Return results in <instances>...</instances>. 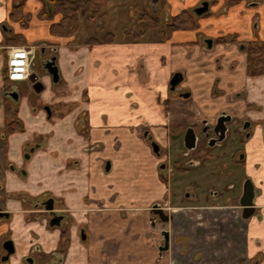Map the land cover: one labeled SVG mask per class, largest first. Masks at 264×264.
Masks as SVG:
<instances>
[{
  "label": "crops",
  "instance_id": "obj_1",
  "mask_svg": "<svg viewBox=\"0 0 264 264\" xmlns=\"http://www.w3.org/2000/svg\"><path fill=\"white\" fill-rule=\"evenodd\" d=\"M24 1L32 21L26 30L12 23L13 31L25 37L26 47H42L45 52L54 49L52 58L62 83L57 96L48 102L59 110L51 120L46 114L39 115L46 118L44 127L37 128L31 123L34 119L30 122L22 116L23 105L19 110L23 132L0 141L4 148L0 154L17 166V171L5 172L4 193L34 198L50 194L61 202L57 209L73 222L70 241L80 256L74 264H264V76L247 75L246 54L240 56L233 50L231 57L221 53L192 59L184 48L173 47L194 41L196 31H177L168 40L145 39L150 32L134 40L129 32L119 37L111 31L114 41L110 43L87 45L93 37L75 43L74 37L51 36V22L38 18L43 8L40 0ZM168 1L176 15L188 3L194 7L205 0ZM213 1L221 4L224 0ZM11 7L8 0L6 19ZM246 7L245 2L241 9L250 11ZM259 7V36L250 30L251 12L240 35L235 33L239 32L235 31V11L216 20L210 31L218 36L235 33L244 42L264 41V0ZM60 19L56 16L54 21ZM179 57L185 67L189 65V77L209 84L185 89L188 99L182 101L172 100L170 90L153 74L166 69L170 75ZM213 70L217 72L209 73ZM211 78L218 79L219 89L210 85ZM45 81L49 83L46 76ZM208 100L213 101L212 108H207ZM192 109L210 118L225 110L235 111L240 119L250 121L248 130H239V145L231 154L233 160L239 152L244 154L242 175L254 190V213L244 216L239 203L172 206L171 184L160 172V160L147 137L169 147L174 141L171 130L194 118ZM4 126L5 111L0 106V130ZM37 135L44 136V141ZM35 143L39 147L25 160V147ZM234 165L239 167L236 161ZM234 172L238 175L237 169ZM16 200L5 210L21 227L26 226L25 237H15L25 247L34 243V235L44 225L32 223L31 212L24 213L23 202ZM159 205L175 217L169 224L170 248L163 255L159 254L158 230L150 227L151 210ZM8 228L0 221V237ZM81 228L87 232V241L78 236ZM50 232L53 250L60 245L61 232ZM46 240L41 238L40 243L47 244Z\"/></svg>",
  "mask_w": 264,
  "mask_h": 264
},
{
  "label": "flooded vegetation",
  "instance_id": "obj_2",
  "mask_svg": "<svg viewBox=\"0 0 264 264\" xmlns=\"http://www.w3.org/2000/svg\"><path fill=\"white\" fill-rule=\"evenodd\" d=\"M11 1L13 3V0ZM166 1L169 2L168 0ZM233 1L234 0H231L232 3H235ZM158 2L156 4L153 3L156 12L159 11V9L156 6ZM204 2L209 3V12H210L211 3L207 0L201 1L199 4L193 7L194 10L192 12L194 13L196 17H202L209 13L208 12L202 16H198L195 13V10L199 9ZM245 2L247 3L248 7L251 9L259 8L260 6V2L258 0H246ZM184 10H187V9H184ZM174 16L175 15L171 14L169 11L163 13V18H162L163 23H164L163 25L168 24L171 18ZM7 22H8L7 24L3 25V29L8 34V36L3 39V41L1 42V46H0V50H3L6 52L7 64H8V59H9V51L12 47H25L27 49L33 50L35 58L33 61L32 73L30 74L28 79L23 82H17V83L10 82L7 78V68L3 70L1 73L2 80L7 81L12 84V86L4 87L3 81L0 80V106L3 107L5 111V126L4 128H2V130L7 132V133H3L2 130H0V141H3V142H4V139H6L9 134L23 132L24 130L23 122L21 121V118H19V110H20L21 104L25 103L26 100H25V96L23 95V93H21V91L17 87V84L31 82L33 85V89L37 93H41L45 89V85L35 75V72H34V67L36 63L35 61L37 60L36 58L38 57L37 53L41 51H45L44 48L39 47V49L37 50L34 47L30 48L26 46H17L11 43H7L8 37H11L13 35H19V34L14 33L13 28H12V23H16V22H12L9 19V15L7 17ZM257 22H258L257 19H255L256 30L258 28ZM151 31L157 32L156 29L147 28L145 26L143 30L137 34L139 35L141 34L142 36L144 33L151 32ZM134 34H132L133 37H135ZM162 38L163 40H168V39H165L164 34H162ZM210 41L212 42V47H213L214 41L212 40V38H207L204 41L207 48H209ZM246 43L248 44L249 42H246ZM242 49L246 53V47L244 46L242 47ZM246 57H247V54H246ZM50 61H52V59L49 60L48 62ZM48 62L44 63L45 70L47 72L48 70L46 69V65ZM33 76L36 77L35 82L31 81V77ZM175 76H178L182 80L175 87V89L172 90V86H170V91L179 92L178 98L176 100L182 101V100L188 99L186 97L188 96L189 92H187L183 88H180L184 81L183 75L179 73V74H176ZM37 82H39L41 86H43V89L40 92H38L35 88V84ZM59 82H60V76H59L58 82H54V84H58ZM1 83H3V85H1ZM10 105H13V106L11 107ZM44 106H45L44 109L47 115L46 117L49 120H51L53 115H55L54 113H56V111H58L59 109L57 108L54 109V106H50V105L49 106L44 105ZM192 111L194 114V118H192L187 124L183 126L182 125L178 126L171 130V134L173 136L174 141L170 143L169 147L163 148L159 143L151 139L149 135L147 137V140L151 146L152 151L160 160L159 170L164 175V179H166L169 182L171 179L175 181V178H178V179L184 178L185 176L189 175V173L192 171H194V173L196 172L195 174H200V176H203L201 173H199L200 171H202L199 169L200 164H201L200 159L207 158L209 160H214L215 157L211 152L215 149H220L219 151L226 152V156L222 158L226 162L224 171L228 174V178H229L228 185L223 190V193H220L216 189H213L210 192L208 191V194H206L205 192H202L203 196L201 197L198 196V199L200 201L197 203H200V202L206 203V202H211V201L225 203V204L239 203V207L242 208V214L244 216L249 213H254L253 207H250L251 209H245L244 207H241V202L249 201V197L251 193L254 194V190L251 187L249 180L244 175H242L243 173L242 163H243L244 154L242 152H239L238 157L235 160H233L234 158H233V155L231 154L233 152L232 150H234L239 145L238 140L236 139V136L238 135L239 130L241 128H243V130L245 131L248 130V128L250 127V121L244 118L240 119L238 117L239 114L235 113V111L232 112V111L225 110L221 112L215 118H210L209 116L203 114L200 110H197V109H192ZM7 112H10L11 115H13V118L9 117ZM37 112L38 111L36 109L33 110V113H37ZM16 121L20 125H22V131L13 133L11 132L10 125L11 123H14ZM235 122L237 124H234ZM245 127H248V128L244 129ZM188 132H191L190 134L195 139L193 143L194 146L192 148H188L186 146L187 144L186 135ZM247 136L249 137V135ZM38 138H39V135H37V139ZM176 141H179V146L180 147L182 146V150H179L180 154H178L177 158H174L173 162L171 163L170 159L172 158L170 157L172 154L171 153L172 148L174 149L173 143ZM1 143H0V149L4 150V148L1 146ZM153 144H155L156 146L153 147ZM37 147L39 146L36 145V143L25 147V150H24L25 160L30 159L31 155L37 150ZM234 161L238 163L239 169L237 168V166L234 165ZM235 169L238 170V173H237L238 175L235 174L234 172ZM6 171H17V166L13 163L11 164L7 159L4 158L3 154H0V221L5 222L9 226L7 232L4 233L0 237V264H74L73 261L79 258L80 256L78 254V251L76 250V247H74L70 241V238L73 234V229H72L73 222L70 220L69 215L57 209L58 201H56L55 198L50 194L44 195L41 197H35V198L30 195L26 196L25 193L20 194V195H15L12 193L5 194L4 193L5 182H7V175H5ZM19 171L22 175L25 173L24 170H19ZM205 172L207 173L206 170ZM190 190L191 188L188 185L184 186L182 204H186L190 202V201H186L185 199H191V198L197 199L195 194L190 193ZM17 198H20L21 199L20 202H23L21 207L22 209H25L24 213L31 212L30 216L34 220V222L32 223H35L38 225L43 224L44 228L47 229V232H48L46 236L47 244L40 243L41 244L40 245V244L33 243L32 245L23 247L22 245L19 244L20 241L15 239L16 236L25 237L24 232H25L26 226L21 227L18 224L17 220L15 219V216L11 212L5 210V207L8 206V204H10L9 202L17 201L16 200ZM173 199L175 202V198L173 197V194H172V201ZM29 202H31L30 207H26V205L29 204ZM48 208H51V209L49 210ZM174 220H175V217L172 214V212H170L168 209H165L164 207L160 205L155 206L151 210L150 227H153L156 231L158 230L157 232L159 234L158 238H159V245H160L159 246L160 255H163L166 251H169V248H170L169 224ZM50 229H59L61 232L60 245L53 250L50 249L51 248ZM78 236L82 241H87V232L84 228L79 229ZM167 243H168V250L161 252L160 250L164 249Z\"/></svg>",
  "mask_w": 264,
  "mask_h": 264
},
{
  "label": "rangeland",
  "instance_id": "obj_3",
  "mask_svg": "<svg viewBox=\"0 0 264 264\" xmlns=\"http://www.w3.org/2000/svg\"><path fill=\"white\" fill-rule=\"evenodd\" d=\"M211 3V10L208 14L202 16V17H196V22L198 28L195 30L196 33H194V41L180 44L176 43L173 47H179L184 48L188 54H190V58L192 59L194 57H203L206 58H214L215 56L220 55L221 53H224L226 57H231L233 50H236V52L240 56H244L245 51L242 49V47H246L247 43L246 41H242L239 38L240 33H243L244 31V22L247 18L250 20V13L248 15V12L254 13V19H251V25L250 30L252 34L255 36H259V30H256L255 28V19L259 21L258 19L261 17V7L251 9L249 7H246L245 11L242 10L243 4L246 0H234L235 3H232L231 0H224L221 4L214 3L213 0H208ZM259 2L262 0H258ZM7 2L8 0H0V43L1 41L8 36V34L3 29V25L7 24L6 19V13H7ZM159 9L158 12L155 11L153 0H111L109 6L105 8L101 16H99V19L97 22L94 23H88L86 21V18L83 15L79 16L80 19V31L78 35H76L74 38L75 43H79L87 39L88 37H93L96 40H103L106 36V33L115 31L118 32L119 37H123L127 32H129L131 35L135 33V37H133L134 40L140 39L142 36L140 33L143 28L145 27V23L140 20V17L144 14L150 15L152 17L158 18L161 21V24L163 25V13L170 12L171 14L174 12L171 10L170 3L166 0H159L158 4L156 5ZM186 9L190 12L194 10L193 7L190 6L188 3L186 6ZM172 11V12H171ZM236 13V18L234 19V23H236V30L239 32V35H236L235 33L231 34H223L221 33L219 36L216 33H213L210 31L214 25L215 21H219L227 16H229V13L234 12ZM248 16V17H247ZM216 21V22H217ZM260 23V21L258 22ZM156 31H151L149 36L145 37V39H150L151 37L153 39L159 40L162 38V33L160 29H156ZM161 33V34H160ZM144 35V34H143ZM92 38V39H93ZM207 38H212L214 41V48L212 50H209L204 41ZM224 51V52H223ZM54 49L50 48L45 51H41L37 53L38 57L35 61V67L34 72L35 75L43 82L45 85V89L41 93H37L33 89V85L31 82H25V83H19L17 84V87L23 93L25 96V104L22 103L20 108L22 111V116L26 119H29L31 122V119H34L35 122H31L32 125H34L37 128L44 127L42 125L43 122H45V119L41 116H39L41 113L46 114L44 105H50L48 102L55 98L57 96V88L61 85V81L58 84H54L53 76L48 73L45 70L44 61H47V59H50L54 56ZM184 58V57H183ZM55 59V58H52ZM181 61H184L182 58H177L176 61H174V69L175 71L169 75V72L166 69L163 70H155L156 72L153 73L154 75L159 76L162 87L169 89L171 86V81L174 78L177 71H180L184 75V81L180 88L188 89L190 90L192 87L199 89V86L204 85L205 87H208V83L202 84L203 82H198L193 80L191 77H189V65L185 67V64H182ZM217 65L216 61H214ZM218 67V66H217ZM7 68V57L6 52L3 50H0V80H2L1 73L3 70ZM216 70L210 71L209 73H216ZM45 76L48 77L49 83L45 81ZM208 80V79H206ZM3 81V80H2ZM218 79L217 78H211V84L212 86L218 87ZM4 87L12 86L11 83L7 81H3ZM1 83V85H3ZM155 80L153 84H155ZM165 85V87H164ZM2 87V86H1ZM3 87V88H4ZM181 89V90H183ZM219 89V87H218ZM215 94L213 90V95ZM179 95V92H173L169 91V97H171L172 100L177 99ZM60 98V97H58ZM46 101V104L44 103ZM213 101L208 100L207 101V108H212ZM11 107L13 105H10ZM36 109L38 112L33 113V110ZM20 111V112H21ZM29 112V115H28ZM47 116V115H45ZM20 118V116H19ZM51 124V123H50ZM48 129V128H47ZM49 130V129H48ZM3 133H7L6 131L2 130ZM48 135V134H47ZM39 141H44V136H41L39 138ZM174 149L172 148V154L170 159V162H173L174 158H177V155L180 154L179 150H182V146H179V141H176L173 143ZM220 149H215L211 153L214 155V160H209L207 158H201L200 159V171L203 176H200V174H195L194 171L190 172L189 175L185 176L184 178H175L174 180H170L171 188H172V194L175 198V202L173 199L174 205H181L182 199H183V191L184 186H189L191 188L190 193L195 194L197 199H185L186 201H190V203H197L200 200L198 199V196H203L202 192H205L208 194V191H212L213 189H216L220 193H223V190L228 185V174L224 171V168L226 166V162L223 160L222 157L226 156L225 151H219ZM207 165V166H206ZM25 170V169H24ZM207 171V173L205 172ZM219 170V171H218ZM194 173V175H193ZM182 179V180H181ZM182 181V182H181ZM176 183V184H175ZM175 184V185H174ZM175 193V194H174ZM193 201V202H191ZM31 202L26 205V207H30ZM60 206V201L57 203V207ZM30 219H32L30 217ZM150 235H146L145 237L148 238ZM46 237V228L42 227L39 229L38 233L34 235V243L40 244V239ZM55 240V235H53ZM52 237V238H53ZM39 239V240H38ZM41 245V244H40Z\"/></svg>",
  "mask_w": 264,
  "mask_h": 264
},
{
  "label": "trees",
  "instance_id": "obj_4",
  "mask_svg": "<svg viewBox=\"0 0 264 264\" xmlns=\"http://www.w3.org/2000/svg\"><path fill=\"white\" fill-rule=\"evenodd\" d=\"M43 8L38 14L40 20L51 22L49 32L53 37L72 38L78 35L80 31L79 16L83 15L88 23L97 22L102 11L109 6L110 0H40ZM235 2V1H233ZM56 16H60L59 22H55ZM196 16L193 12L184 10L171 18L170 22L162 25L158 18L144 14L140 20L145 23L147 28L160 29L165 35V39H169L175 31H194L198 28ZM9 19L16 22L23 30H26L31 21L32 16L25 13V1L13 0ZM114 41V35L106 34L102 41L91 39L87 45L96 43H110ZM7 43L17 46H26L27 42L23 35H13L7 38ZM247 54V74L249 77L255 78L264 76V41H252L246 46ZM9 117L13 118L10 112ZM11 132L22 131V125L17 121L11 123Z\"/></svg>",
  "mask_w": 264,
  "mask_h": 264
},
{
  "label": "built area",
  "instance_id": "obj_5",
  "mask_svg": "<svg viewBox=\"0 0 264 264\" xmlns=\"http://www.w3.org/2000/svg\"><path fill=\"white\" fill-rule=\"evenodd\" d=\"M34 51L25 47H12L9 51L7 78L10 82H23L32 73Z\"/></svg>",
  "mask_w": 264,
  "mask_h": 264
},
{
  "label": "water",
  "instance_id": "obj_6",
  "mask_svg": "<svg viewBox=\"0 0 264 264\" xmlns=\"http://www.w3.org/2000/svg\"><path fill=\"white\" fill-rule=\"evenodd\" d=\"M158 2V0H153V3L156 4ZM209 12V3L208 2H204L201 7L197 10H195L196 15L198 16H202L206 13ZM208 43V42H207ZM209 49L212 48V42L210 41L209 43ZM46 69L48 70V72L53 76V80L54 82H58L59 80V73H58V68L55 65V59H52V61L48 62L46 65ZM181 78H179L178 76H175L174 79L172 80L171 86H172V90L175 89V87L181 82ZM31 81L35 82L36 81V77H31ZM35 88L38 92H40L43 89V86H41V84L39 82H37L35 84ZM248 127H245L244 129H247ZM225 131V129H224ZM191 132H188L186 135V140H187V144L186 146L188 148H192L194 146V141L195 139L192 137V135L190 134ZM194 134V133H193ZM156 146L155 144H153V147ZM157 150V149H156ZM253 197L254 194L251 193L250 197H249V201H243L241 202V207H244L245 209H251L250 207H253ZM49 210L51 208H48ZM168 250V243L166 245V247L164 249H161L160 251H166Z\"/></svg>",
  "mask_w": 264,
  "mask_h": 264
}]
</instances>
